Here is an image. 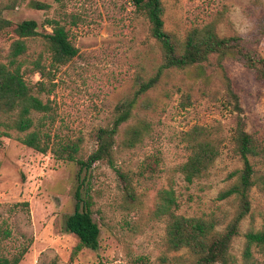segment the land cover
Returning a JSON list of instances; mask_svg holds the SVG:
<instances>
[{
	"label": "rangeland",
	"instance_id": "rangeland-1",
	"mask_svg": "<svg viewBox=\"0 0 264 264\" xmlns=\"http://www.w3.org/2000/svg\"><path fill=\"white\" fill-rule=\"evenodd\" d=\"M162 2L166 30L180 39L191 29L219 19L220 36H242L264 57V0ZM37 3L49 8L37 9ZM26 20H35L40 33L52 31L47 21H59L78 49V55L56 75L51 99L57 115L51 133L55 147L80 141L81 154L87 158L97 147V130L110 127L117 107L158 73L161 47L150 34L149 21L131 0H0V63H7L18 39L15 29ZM28 44L30 59L45 52L42 38ZM224 67L240 96L247 132L264 144V81L238 62L227 60ZM204 70L203 77L195 69L165 71L160 85L140 98L158 107L147 113L152 135L127 149L122 146L127 126L123 125L114 168L97 163L82 171L76 163L23 145L14 131L10 138L0 136L2 254L12 257L27 249L20 264H190L186 251L175 253L167 246V220L155 216L160 191L175 192L180 215L215 213L222 231L237 204L219 200V194L230 185L229 174L242 168L232 142L237 116L226 98L216 58L204 63ZM30 80L37 82L40 76ZM195 126L215 132L222 141L221 154L208 178L188 183L180 172L188 159L183 138ZM251 202V212L230 249L234 264H248L245 235L264 231L260 187L253 188ZM78 204L88 207L99 225L97 250L80 248L77 236L66 231V220ZM253 253L250 264H264V252L253 247ZM179 256L184 262L177 260Z\"/></svg>",
	"mask_w": 264,
	"mask_h": 264
},
{
	"label": "trees",
	"instance_id": "trees-1",
	"mask_svg": "<svg viewBox=\"0 0 264 264\" xmlns=\"http://www.w3.org/2000/svg\"><path fill=\"white\" fill-rule=\"evenodd\" d=\"M137 10L150 23V34L158 42L163 63L155 77L139 85L134 97L116 109L113 124L97 130L96 149L87 157L81 154L80 141L55 147L51 126L56 122V107L51 99L56 88V75L61 67L68 65L78 49L70 40L69 32L59 21H47L51 32L40 33L35 20H26L15 29L16 39L7 55V63H0V136L12 137L41 154L51 152L58 160L76 163L81 170H90L97 163L116 164L117 136L125 128L122 146L133 149L143 144L152 134L153 124L148 112H156L157 105L150 99L140 101L161 83L165 71L195 69L197 76H205L204 63L212 57L223 74L226 98L236 113L237 124L232 138L242 168L229 174L230 185L220 192L219 200L234 201L237 209L220 231L221 221L215 213L202 217H185L177 213L179 204L173 190L163 189L158 196L155 216L167 220L166 240L168 248L175 253L186 251L190 264H234L230 249L239 235L243 220L251 212V192L258 186L264 191V144L247 132V121L240 96L226 72L224 62L235 61L254 73L258 81H264V57L255 46L242 36H220L215 19L201 27L191 29L185 38L166 30L162 0H131ZM37 9H48L42 3ZM42 38L45 52L37 58H28L29 41ZM45 53L49 54L45 58ZM40 80L32 82L34 75ZM145 112V115L140 116ZM188 159L180 166V172L188 183L208 178L211 169L221 154L222 141L211 129L195 126L183 138ZM2 141H0V146ZM124 178V177H123ZM129 185V184H128ZM127 186V190H128ZM130 198L133 195L129 193ZM80 200V199H79ZM66 231L77 236L80 248L97 250L100 243V228L88 207L77 205L75 212L66 220ZM244 257L248 264L254 258L253 247L264 252V231H249L246 235ZM27 249L8 257L0 250V264H20ZM177 260L184 262V257ZM263 264V263H258Z\"/></svg>",
	"mask_w": 264,
	"mask_h": 264
}]
</instances>
